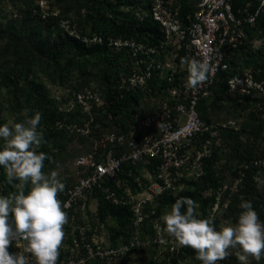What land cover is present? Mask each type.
I'll return each instance as SVG.
<instances>
[{
	"label": "built area",
	"instance_id": "2783aa9c",
	"mask_svg": "<svg viewBox=\"0 0 264 264\" xmlns=\"http://www.w3.org/2000/svg\"><path fill=\"white\" fill-rule=\"evenodd\" d=\"M253 1H257L256 7ZM232 3L233 0H196L193 12L182 18L180 0H150L148 11L143 10L139 18L149 14L159 26L163 39L153 43L122 37L105 41L95 33L81 37L67 20L61 21L69 35L86 44L105 41L114 52H123L127 59L118 75V90L150 95L157 91V80L164 78L166 84L161 90L166 98H160L145 116L123 125L112 121L107 109L110 101L95 86H55L52 99L63 117L51 126L89 137L92 142L91 151L75 159L76 174L65 175L70 181L58 193L68 223L57 264H113L128 252L163 241L174 249V241L162 236L156 213L158 199L174 195L187 182L203 176L204 161L213 154L219 132L200 117L198 103L211 94L219 73L229 71L230 61L244 49L249 38L247 27L255 25L264 0H247L236 11ZM185 57L207 60L212 68L210 79L196 89L186 87L187 65L182 62ZM227 85L229 90L243 93L264 91V80H257L253 69L233 73ZM69 114L73 118H68ZM102 114L110 120L107 128L98 123ZM45 126L41 122L39 128ZM154 160L151 168L146 167ZM124 164L143 166L132 174ZM12 185L16 190L19 187L16 181ZM97 194L129 208L133 224L129 235L112 238L105 230L104 221L97 215ZM148 219L152 231L142 236L139 231ZM25 247L22 239L14 240L9 252L23 254L28 264H35Z\"/></svg>",
	"mask_w": 264,
	"mask_h": 264
},
{
	"label": "rangeland",
	"instance_id": "374dc122",
	"mask_svg": "<svg viewBox=\"0 0 264 264\" xmlns=\"http://www.w3.org/2000/svg\"><path fill=\"white\" fill-rule=\"evenodd\" d=\"M109 2L110 6L107 0H0V124L23 121L26 109L30 110L29 115L35 112L36 103L30 99L34 97L28 95L29 90L35 85L44 87L51 98L61 74L64 75L65 85L86 78L97 83L106 67L105 60L97 54L81 55L68 46V33L61 26V21L67 20L77 32L87 34L96 30L99 15L111 18L116 14L119 19L121 12L127 9L117 0ZM253 5L256 7L257 1H253ZM88 13L92 14L91 21L84 20ZM105 23L103 26H106ZM56 49L63 52L58 59L63 72L54 66L50 57L51 50ZM16 65L19 67L17 78L13 77L16 83L13 84L6 76ZM232 69L239 73L248 69L255 70V74L264 73V34L249 37L244 49L237 54ZM160 98H166L165 91L142 96L137 103H131L116 116L117 121L114 117L112 121L125 125L134 118H141L158 105ZM203 104L204 121L219 132L211 160L212 172L183 188L187 190L186 195H176L180 191L171 195L175 199L168 198L157 212L162 236L174 241V249L163 241L128 252L113 264H201L195 258L194 249L179 246L164 229L163 216L176 200L189 198L190 194L197 202L196 214L201 218L215 216L217 228L236 222L244 200L252 201L259 217L264 220V91L248 90L243 93L231 91L228 86H215ZM109 121L102 114L98 123L107 128ZM63 133L45 139L38 151L47 153L43 171L46 174L57 171L67 185L70 180L65 175L76 174L74 161L91 151L92 142L89 137ZM19 188L20 184L17 191ZM104 223L105 230L109 232L111 227H117L109 216L104 218ZM132 231L131 222L127 234ZM151 231L148 219L139 234L143 236ZM230 252L232 254L220 264H243L238 259L239 249H230ZM248 264H264V258L256 261L249 257Z\"/></svg>",
	"mask_w": 264,
	"mask_h": 264
},
{
	"label": "clouds",
	"instance_id": "9594fccd",
	"mask_svg": "<svg viewBox=\"0 0 264 264\" xmlns=\"http://www.w3.org/2000/svg\"><path fill=\"white\" fill-rule=\"evenodd\" d=\"M182 62L187 65L186 87L190 89L213 74L207 60L185 57ZM29 111L25 110L23 121L0 124V166L10 183L20 184L17 192L0 195V264H28L27 256L9 252V245L20 239L35 264H57L68 223L65 205L58 199L66 185L57 171H43L48 157L38 151L45 142L39 129L42 113L29 115ZM240 209L235 223L217 228L215 216L201 218L195 200L180 198L163 216L164 229L179 246L194 249L201 264H220L232 254L230 249H239L243 264H248L249 257L260 261L264 258V220L250 200L242 201Z\"/></svg>",
	"mask_w": 264,
	"mask_h": 264
},
{
	"label": "trees",
	"instance_id": "16d2710c",
	"mask_svg": "<svg viewBox=\"0 0 264 264\" xmlns=\"http://www.w3.org/2000/svg\"><path fill=\"white\" fill-rule=\"evenodd\" d=\"M118 2L122 3L127 7L125 11L121 12V18L117 19L116 14L108 18L105 14L99 15L98 19V26H96V30H93L87 34L82 32H78L79 35L82 36H91L92 34H99L104 38L106 41L109 37H122V38H134L138 41L153 43L157 42L158 40L163 39V34L161 33L159 26L157 23L152 19V17L147 14L142 19L139 18V15L142 14V11H148L150 6V0H117ZM196 0H180L181 6V16L185 18L187 14H191L194 9V3ZM247 0H233L232 9L236 11L237 8L242 7L245 5ZM107 5L110 6L109 0H107ZM254 7V5H253ZM85 21L92 20V14L88 13L84 17ZM107 22L106 26H103V22ZM70 25V24H69ZM73 26V25H72ZM70 26V27H72ZM76 29V27H75ZM248 37H253L255 35H263L264 34V11L258 14L255 25L252 27H247ZM249 39V38H248ZM105 41L101 44L93 43V44H86L81 39L74 37L72 35H67V45L73 48L77 53L81 55L86 54H97L101 55L106 62V67L102 71L101 77L98 79L97 83L94 84L90 81L89 78L85 80L78 81L75 84H68L71 86H82V85H91L95 86L99 89L101 96L105 99L110 101L108 106V110L111 112L114 120H116V116H118L126 107H128L131 103H137L139 99L144 96V94L136 93L133 91H124L118 90L117 88V81L119 79L118 75L121 70L122 64L127 59V57L123 56V52H114L111 48L107 46ZM63 55V52L56 49L51 50L50 57L52 59V63L55 67H57L60 72H63V67L60 65L58 59ZM235 60L230 61L231 68L229 71H222L219 73V80L215 86L220 87H227V79L231 76L234 72L232 69V64ZM18 65L14 67V70H11L10 75H7L6 78L11 81V83H16V80L13 77L17 78L16 71L18 70ZM155 77H158L157 75ZM255 78L257 80L264 79V73L259 72L255 74ZM156 80V78H154ZM153 79V80H154ZM64 75L61 74L59 78L58 85H65L63 83ZM166 84V80L161 78L156 82L157 91L161 90V86L164 87ZM214 86V87H215ZM155 89V87H153ZM32 91V92H31ZM29 96H32L36 103V111H40L42 113V120L46 126L42 129L39 128L43 134L45 139H49L54 136L64 135L63 130L53 128L51 124L57 118H62L63 115L57 110L54 105L53 97H49V94L44 90V87L33 86L32 90L28 92ZM204 100V99H203ZM203 100H200L197 106L198 113L200 117L204 120V104ZM75 116V114H74ZM68 118H73L72 114L68 115ZM40 122V123H41ZM213 154L206 158L204 161V174L200 179H203L206 173L212 172L211 169V160L213 158ZM156 162L154 160L150 164H147L146 167L151 168ZM143 165H136L130 166L124 164L126 170H130L132 174H136ZM122 176H126V174H122ZM130 177V176H129ZM128 177V178H129ZM131 179V177H130ZM195 180L187 182L186 186L194 184ZM185 186V187H186ZM184 187V188H185ZM13 192H17V190L13 187L12 182L10 183L7 179V174L3 166H0V195H9ZM187 194V190L181 189L180 192L176 195ZM190 194L189 198L194 199L191 197ZM98 203H97V215L101 221H104L106 216L111 217L116 223V229L111 227V237H115L117 235H129L127 234L128 226L132 222V215L131 211L126 206H119L112 204L106 201L100 194H97ZM174 200L175 198L171 195H163L158 199V205L156 206V213L158 210L163 207L164 203L167 199Z\"/></svg>",
	"mask_w": 264,
	"mask_h": 264
}]
</instances>
